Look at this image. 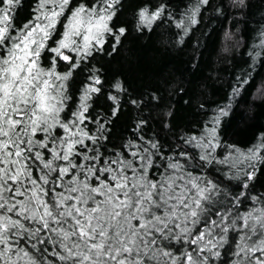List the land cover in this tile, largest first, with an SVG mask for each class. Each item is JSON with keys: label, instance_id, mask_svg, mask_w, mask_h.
Wrapping results in <instances>:
<instances>
[{"label": "snow or ice", "instance_id": "1", "mask_svg": "<svg viewBox=\"0 0 264 264\" xmlns=\"http://www.w3.org/2000/svg\"><path fill=\"white\" fill-rule=\"evenodd\" d=\"M125 2L31 0L20 21L22 0H0V264H264V134L242 149L220 133L264 66V28L228 102L178 132L171 109L152 115L166 106L159 89L134 95L94 63L128 36ZM212 6L190 0L177 15L170 0H142L135 31L167 24L183 44ZM125 109L135 118L114 138Z\"/></svg>", "mask_w": 264, "mask_h": 264}, {"label": "trees", "instance_id": "2", "mask_svg": "<svg viewBox=\"0 0 264 264\" xmlns=\"http://www.w3.org/2000/svg\"><path fill=\"white\" fill-rule=\"evenodd\" d=\"M22 2L23 7L19 10L18 17L20 21L30 11L29 0ZM139 2L142 1L126 0L122 9L121 19L124 23H129V34L122 45L125 44V50L129 51L131 42H144L149 53L143 51L144 54L142 52L137 56L135 52H129L127 56L120 58L116 54L108 60L100 58L94 63L103 70L108 81L120 77L134 95L159 89L166 106L153 109L154 118H158L161 111L171 109L178 132L189 128L195 130L205 121L204 110L214 103L224 101L230 95L229 84L234 81V76L246 68L244 56L253 38L252 25L255 21L258 22L264 0H246L247 6L239 14L231 6V0H224V9L221 11L225 13L224 17L220 15L221 12H217L221 0H213V6L203 15L201 24L194 30L191 28L192 32L180 45L174 40L173 29L166 24L151 32L136 34L132 31V16ZM171 3L178 5L177 7L182 6L180 0H170ZM233 24H236L233 39L239 38L240 43L234 56L233 53L224 51L226 42L223 39L224 32L232 30ZM134 58L136 61L132 63ZM131 66L134 67L132 71ZM254 71L250 85L242 91L230 116L222 120V129L220 128L221 136L226 141L242 149L254 144L264 134V97L258 94V89L264 87V66L258 63ZM201 104H204V109L200 108ZM100 105L103 106V101ZM135 115V112L125 109V113L116 122L114 138L121 133L126 135L125 129ZM259 181L256 190L264 191V176H260Z\"/></svg>", "mask_w": 264, "mask_h": 264}, {"label": "rangeland", "instance_id": "3", "mask_svg": "<svg viewBox=\"0 0 264 264\" xmlns=\"http://www.w3.org/2000/svg\"><path fill=\"white\" fill-rule=\"evenodd\" d=\"M142 1V0H141ZM31 2V0H29V3ZM152 2L155 4V3H159V0H152ZM180 2L182 3V6H179V7H177V6H175V5H173L172 3H171V8H172V10L174 11V12H176L177 13V15H179V14H182L183 12H185L187 9H186V6H188V7H190V0H180ZM139 3H141V2H139ZM138 3V4H139ZM247 5V4H246ZM124 8V7H123ZM122 8V9H123ZM122 9H121V12H122ZM135 9H136V7H135ZM178 10V11H177ZM121 12H120V14H118V19L116 20V23H117V25L118 26H128V24L129 23H124V21L121 19V17H122V14H121ZM207 13V11H205L204 13H203V15L205 16V14ZM209 15H210V12H209ZM220 15L222 16V17H224L225 16V13L224 12H221L220 13ZM259 17L257 18V20H258V22L257 21H255V24H253L252 25V29H251V32H252V39L250 40V43H249V45H248V48L250 49L251 47H252V45L253 44H256L257 42H258V37H259V32H260V30L262 29V28H264V7L262 8V9H260V12H259ZM207 21H208V18H207ZM201 23L199 22L197 25H195V26H193L192 28H193V30L197 27V26H199ZM215 25H216V22L214 23ZM131 25H132V27H131V29H132V31H134L136 34H140V33H138V32H136L135 31V21H134V18H133V16H132V23H131ZM167 25V24H166ZM170 28H172V27H170ZM173 29V35L175 36V39L174 40H176L177 41V39H178V37L176 36V32L177 31H179V30H177V29H175V28H172ZM190 32H192V30H190ZM190 32H189V34L185 37V38H187L189 35H190ZM184 38V39H185ZM130 42H131V40H129ZM123 44V43H122ZM120 45L119 46V49H118V51L117 52H115V53H113V55H111V56H108V55H102V56H97L96 57V60H100V58H103V59H106V60H108L109 58H112V56H116V54L119 56V58L122 56V57H124V56H127L128 54H129V52H135L136 53V55L138 56V54L139 53H142L143 51L144 52H146L147 54L149 53L148 51H149V49L148 48H146L145 47V45H144V42H140V43H136L135 41H134V43L133 42H131L130 43V49H129V51H126L125 50V44L124 45ZM140 44V45H139ZM177 44V43H176ZM200 44H202V42L200 43ZM178 45H180V44H178ZM197 46V45H196ZM193 47H195V43H193ZM124 52V53H123ZM144 52H143V54H144ZM123 53V54H122ZM121 54V55H120ZM117 56V57H118ZM244 58L246 59V60H248L249 58H248V56H247V53L245 54V56H244ZM136 60H135V58H134V60L132 61V63L133 62H135ZM95 62V61H94ZM259 62H257V64H258ZM256 64V65H257ZM248 67V65L246 66V68ZM245 68V69H246ZM130 69V68H129ZM134 69V67L133 66H131V71ZM256 71V70H255ZM254 70H253V72H255ZM252 72V73H253ZM119 79H120V77H118ZM230 88H229V93H230ZM243 91V90H242ZM242 93L243 92H241V94L239 95V96H237V97H235V98H233L232 99V102H234V104L231 102V108H230V111H229V115L228 116H226V117H224L223 118V120H225V118H228L229 116H230V113H231V111L233 110V107H234V105H236L235 104V102L239 99V97H241V95H242ZM227 97V96H226ZM222 101V102H221ZM219 103H214V104H212V105H210L209 106V108L208 109H205L204 110V112L206 111L207 112V116H205V120L209 117V116H211L214 112H215V110H216V108H217V106L218 105H224V104H226L228 101H227V99H225L224 101L223 100H221ZM220 128L222 129V127H221V125H220ZM221 138H222V140L223 141H225L226 143H229L228 141H226L222 136H221Z\"/></svg>", "mask_w": 264, "mask_h": 264}]
</instances>
